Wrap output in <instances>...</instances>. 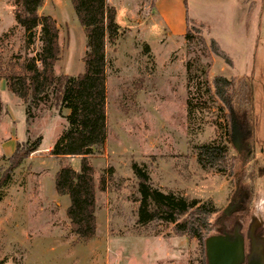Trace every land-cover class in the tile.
I'll use <instances>...</instances> for the list:
<instances>
[{
	"label": "rangeland",
	"instance_id": "1",
	"mask_svg": "<svg viewBox=\"0 0 264 264\" xmlns=\"http://www.w3.org/2000/svg\"><path fill=\"white\" fill-rule=\"evenodd\" d=\"M8 3L0 0V59L18 65L37 55L41 45L38 30L26 48L23 31L10 28L15 20ZM112 6L120 34L114 45L106 44L105 141L88 157L96 190L94 240L84 242L70 231L69 200L56 194L54 175L63 165L79 171L80 157L50 155L67 125L49 103H41L31 109L34 118L25 132L17 126L15 134L19 143L41 138L37 151L15 168L8 160L14 151L0 159V180L9 174L0 187V264H207L204 245L202 255L195 239L176 236L170 225L136 227L133 164L162 193L210 201L217 213L209 218L208 236L226 226L222 213L237 190L243 202L228 223L242 237L246 255L252 243L264 255V0H112ZM38 14L52 17L58 26L56 73H82L86 38L70 0H44ZM186 16L230 64L204 56L194 41L185 42ZM185 64L196 77L201 75L196 70L209 65L210 86L215 76L247 83L253 113L233 104L214 107L204 95L196 99L194 84L203 78L188 87ZM9 99L11 94L1 96L22 126L23 113ZM229 109L239 127L250 131L240 152L246 159L244 172H204L195 162L198 145L226 144L229 157L236 158L227 143ZM5 127L0 129L3 139Z\"/></svg>",
	"mask_w": 264,
	"mask_h": 264
},
{
	"label": "trees",
	"instance_id": "2",
	"mask_svg": "<svg viewBox=\"0 0 264 264\" xmlns=\"http://www.w3.org/2000/svg\"><path fill=\"white\" fill-rule=\"evenodd\" d=\"M76 19L86 38L85 52L82 57L83 71L76 76L55 75L54 66L60 58L59 32L56 21L47 15L40 16L38 10L43 0H13V15L16 26L24 34L25 47L29 48L38 30L40 51L33 57H26L18 65L4 63L0 59V81L6 83L9 93L17 97L25 107L27 125L33 121L31 109H37L41 103H49L58 111L66 123V129L54 143L50 155L66 159L80 157L79 171L63 165L54 175L55 192L60 197H67L69 205L66 216L69 219L70 231L80 240H94L96 233L95 204L96 190L94 169L88 157L103 148L105 141V79L107 72L106 44L116 42L119 27L115 22L116 11L106 0H70ZM185 42L194 41L201 54H210L221 58L227 64L230 61L218 49L214 41L206 43L199 29L185 19ZM188 49L191 45L188 44ZM209 65L196 70L201 75L191 73L189 64H185L188 87L195 79L198 81L194 97L206 96L207 103L214 107L218 103L229 107L232 104L240 109L253 113L252 92L250 86L215 76L211 85L207 81ZM188 113L191 114V102L188 100ZM221 108V107H218ZM0 98V117L2 115ZM67 111L62 115V111ZM41 138L34 142L17 143L13 154L8 158L13 168L37 151ZM227 143L230 144L229 139ZM246 160V159H245ZM241 153L236 158L229 157L226 144L204 143L195 147V162L204 172H213L220 176H230L234 171L244 172L246 164ZM136 179L138 207L135 215L137 228L150 225H170L178 237L195 239L203 255L204 241L223 232H231L228 221L221 230L208 236L212 230L209 218L217 213L210 201L188 199L173 193H162L150 183L146 171L133 164ZM9 175V174H8ZM8 175L0 180V187ZM98 189L104 190V180L99 182ZM240 210V209H239Z\"/></svg>",
	"mask_w": 264,
	"mask_h": 264
},
{
	"label": "water",
	"instance_id": "3",
	"mask_svg": "<svg viewBox=\"0 0 264 264\" xmlns=\"http://www.w3.org/2000/svg\"><path fill=\"white\" fill-rule=\"evenodd\" d=\"M230 113V143L237 153L241 150V145L246 134L240 131L235 116ZM240 206L232 203L223 211V216L230 217ZM205 258L207 264H264V255L261 247L251 244L250 253L246 255L242 237L232 230L223 232L220 235L208 237L204 241Z\"/></svg>",
	"mask_w": 264,
	"mask_h": 264
},
{
	"label": "crops",
	"instance_id": "4",
	"mask_svg": "<svg viewBox=\"0 0 264 264\" xmlns=\"http://www.w3.org/2000/svg\"><path fill=\"white\" fill-rule=\"evenodd\" d=\"M242 1H243V3H247V2L254 3V1H258V0H242ZM43 2H44V0H43ZM106 2L108 3V5L112 6V0H106ZM8 4L10 5L11 12L13 14L12 0H9ZM115 11H116V9H115ZM116 16H117V11H116ZM13 17H14V15H13ZM0 22H1V20H0ZM115 22H116V17H115ZM11 27L15 28L18 26H16V23L14 22V24L11 25L10 28ZM18 29H20V28L18 27ZM182 35H184V33ZM105 52L107 53L106 50H105ZM57 63L58 62H56L54 68L57 66ZM54 73H55V75H64V74H57L55 70H54ZM10 94L11 93H9L7 88H6V83L4 81H0V98L2 95L8 96V98H10ZM12 98H13V100H12ZM9 105H12L14 107L15 106L18 107L20 110V114H21V112L23 113V116H21L22 126L19 125V123L16 119H14L13 111L11 110V108H9V107L7 108L6 107L7 105L5 106V104L2 103L3 110H2V115L0 117V129L5 127V125H6V127H5L6 128V132H5L6 138L3 139L2 137H0V159L1 158H8L7 157L8 154H11L15 150L16 144L19 143L15 137V134L17 133V126H18V128H20L22 133L25 132V129H26L25 110H24L23 105L20 103V100L11 94V99H9ZM19 110H18V112H19ZM0 134H1V131H0ZM23 142H24V140H23Z\"/></svg>",
	"mask_w": 264,
	"mask_h": 264
},
{
	"label": "flooded vegetation",
	"instance_id": "5",
	"mask_svg": "<svg viewBox=\"0 0 264 264\" xmlns=\"http://www.w3.org/2000/svg\"><path fill=\"white\" fill-rule=\"evenodd\" d=\"M240 131L243 133V134H246V135H248L249 134V130L247 129V128H242L241 126H240ZM246 140H247V136L245 137V139H244V141H243V145H241L242 147H241V150H240V152L241 151H245V149H246ZM239 152V153H240ZM239 195H238V191L236 190L235 191V195H234V198L231 200V202L230 203H232V204H234L235 206L236 205H239L240 207H241V204H242V202H243V199L241 198L240 199V197H238ZM240 207L238 208V209H240Z\"/></svg>",
	"mask_w": 264,
	"mask_h": 264
}]
</instances>
